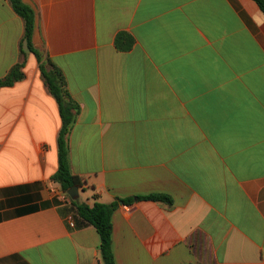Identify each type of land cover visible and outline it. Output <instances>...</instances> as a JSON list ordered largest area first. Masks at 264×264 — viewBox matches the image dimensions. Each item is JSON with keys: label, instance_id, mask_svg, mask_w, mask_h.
<instances>
[{"label": "crops", "instance_id": "0c3cea01", "mask_svg": "<svg viewBox=\"0 0 264 264\" xmlns=\"http://www.w3.org/2000/svg\"><path fill=\"white\" fill-rule=\"evenodd\" d=\"M79 106V203L109 204L116 264H264V14L253 0H22ZM23 22L0 0V264H102L51 193L61 127ZM133 45L115 46L119 33ZM165 195L170 204L122 200ZM57 202V203H56ZM59 202V203H58ZM121 202V204H119ZM72 223V225H70Z\"/></svg>", "mask_w": 264, "mask_h": 264}, {"label": "trees", "instance_id": "16d2710c", "mask_svg": "<svg viewBox=\"0 0 264 264\" xmlns=\"http://www.w3.org/2000/svg\"><path fill=\"white\" fill-rule=\"evenodd\" d=\"M253 1L264 14V0ZM8 2L23 22L24 31L20 44L21 56H23V46L35 56L43 83L58 106L61 121V127L57 137L58 168L56 173L51 177V181L62 192L67 193L73 187L79 188L81 185L80 179L73 175L70 169L68 145V135L79 113V106L72 100L68 93L63 73L50 60L45 59L42 53L32 45V35L35 25L33 9L22 0H8ZM132 45L133 39L129 34L123 32L116 36L115 46L118 50L126 51ZM23 67L24 59L13 65L5 76L0 79V88L11 87L21 81L24 78ZM141 200L167 204L171 202L168 196L157 194L127 198L122 200V202L128 205L134 201ZM59 204L62 203L60 202ZM71 204L72 207L70 210H73L75 215L81 220V226L91 225L95 228L100 241L99 254L102 264H116L111 246V216L118 207V200L109 204L94 202L91 206L86 203H79L77 200H71Z\"/></svg>", "mask_w": 264, "mask_h": 264}, {"label": "built area", "instance_id": "2783aa9c", "mask_svg": "<svg viewBox=\"0 0 264 264\" xmlns=\"http://www.w3.org/2000/svg\"><path fill=\"white\" fill-rule=\"evenodd\" d=\"M51 193L54 194V196L58 199V201H60L61 203L67 202L68 198H65V193L60 191L59 189H57L56 187H51L50 189ZM70 225H72V223H70Z\"/></svg>", "mask_w": 264, "mask_h": 264}, {"label": "water", "instance_id": "95a60500", "mask_svg": "<svg viewBox=\"0 0 264 264\" xmlns=\"http://www.w3.org/2000/svg\"><path fill=\"white\" fill-rule=\"evenodd\" d=\"M67 194L69 195V197L72 200H75L77 198V196H78V188L77 187H73L72 189L67 191ZM119 204H121V202Z\"/></svg>", "mask_w": 264, "mask_h": 264}, {"label": "rangeland", "instance_id": "374dc122", "mask_svg": "<svg viewBox=\"0 0 264 264\" xmlns=\"http://www.w3.org/2000/svg\"><path fill=\"white\" fill-rule=\"evenodd\" d=\"M57 189H59L60 190V188L59 187H56ZM61 191V190H60ZM67 193H65V195H66ZM65 198H68V200H70V197H69V195L67 194L66 196H65Z\"/></svg>", "mask_w": 264, "mask_h": 264}]
</instances>
